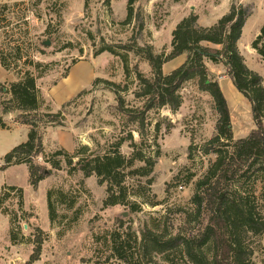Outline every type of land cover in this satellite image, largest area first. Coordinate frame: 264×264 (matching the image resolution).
I'll return each instance as SVG.
<instances>
[{"label": "rangeland", "instance_id": "1", "mask_svg": "<svg viewBox=\"0 0 264 264\" xmlns=\"http://www.w3.org/2000/svg\"><path fill=\"white\" fill-rule=\"evenodd\" d=\"M218 2L135 0L131 20L126 23L128 0H0V6H9L12 21L8 33L0 32V50L9 53L8 48L19 43L23 50L27 45L37 47L34 60L49 66V71L36 80L43 99L40 111L62 112L61 125L43 130L44 157L37 158L36 163L44 166L48 175L37 189L29 186L25 165L0 171V264H27L38 230L42 231L43 244L33 264H116L109 256L113 233L139 239L144 228L171 234L182 228L184 216L180 210L192 209L194 183L214 159L201 156L197 149L192 159L188 157L191 144L199 148L215 134L217 115L212 99L196 82L185 83L179 92L180 108L174 113L167 107L145 113L140 138L137 125L130 124L118 111V101L123 100L127 109H143L144 101L135 97L140 89L135 68L145 78L151 76V69L134 51L119 47L137 46L155 55L168 54L171 29L179 17L195 11L203 14ZM233 2L249 12L239 53L246 67L261 77L264 87V61L250 47L264 22V0ZM21 17L26 18L27 26L18 28L15 24ZM105 47L115 54L100 53ZM124 54L128 72L121 57ZM14 57L9 56L11 60ZM184 60L169 63L162 72L168 74ZM212 69L227 101L233 135L236 139L244 137L255 128L250 105L233 88L223 67ZM19 80V75L0 65L1 84ZM224 85L231 92L227 93ZM19 114L12 111L3 117L7 129L0 131V165L7 152L26 141L29 128L15 122ZM128 132L136 144H141L144 155L155 161L148 177L125 179L126 201L135 204L136 212L131 206H104L106 184L99 185L95 175L85 178L75 166L77 159L68 165L61 156L51 158L59 150L72 154L81 146L88 148L86 154L103 155ZM131 151L129 142L120 148L126 157ZM54 159L60 160L59 170L44 162ZM139 166L143 163L135 164ZM259 188L254 187L256 195ZM19 189L22 207L18 206ZM48 201L54 211L52 220ZM261 205L264 207V203ZM244 240L252 251V263L264 264V235L247 234ZM157 263L165 264L159 258Z\"/></svg>", "mask_w": 264, "mask_h": 264}, {"label": "trees", "instance_id": "2", "mask_svg": "<svg viewBox=\"0 0 264 264\" xmlns=\"http://www.w3.org/2000/svg\"><path fill=\"white\" fill-rule=\"evenodd\" d=\"M134 2L128 0L126 23L131 20ZM8 11V5L0 6V32L3 34L8 33L12 25ZM248 16L249 12L243 6L233 3L228 13L213 26L203 28L197 25V16L190 14L180 20L172 31L168 54L155 55L137 46L119 47L126 52L134 51L151 69V76L145 78L135 68L140 87L135 97L144 101L143 109H127L123 100L118 101V111L130 124L137 125L136 132L140 138L145 113L164 107L172 113L176 112L182 103L179 92L185 83L191 81L196 82L200 91L212 99L217 121L211 139L199 148H194L192 144L188 147L189 159H192L196 149L201 156H213L214 159L194 183L190 197L192 209L189 212L180 210L184 216L182 228L174 234L144 228L139 239L130 234L124 237L120 233H113L109 256L116 264H158V258L165 264H253L252 251L244 238L247 234L264 235V207L261 205L264 203V87L261 77L246 67L237 48ZM17 22L15 25L18 28L27 26L25 17ZM23 33L27 36L28 28ZM204 43L218 46L219 49L204 46ZM21 46L22 43H19L8 48L9 53L0 50L1 67L20 78L15 84L6 86L0 83V131L7 129L3 117L12 111L20 112L15 122L28 126L29 131L25 142L2 157L0 171L25 165L28 184L32 189H37L48 175V170L36 163L37 158L44 157L43 130L48 126L61 125L62 112L40 111L43 99L36 80L49 71V66L34 60L33 54L39 50L37 47L27 45L23 50ZM250 46L264 61V22ZM99 52L115 54L108 47ZM12 55L15 57L11 60L9 56ZM179 56L185 57L184 62L164 74L163 65ZM121 57L128 72L126 54ZM205 62L222 66L232 86L249 103L255 128L245 137H234L227 101ZM125 142H129L132 150L128 157L120 152ZM87 152L88 148L81 146L72 154L59 150L51 158L61 156L68 165L77 159L75 166L85 178L95 175L99 185L106 184L104 206H131L132 211L136 212L135 204L126 201L128 190L125 179L127 176L148 177L154 167V159L144 155L141 144L134 142L131 132L103 155ZM44 162L50 164L52 169H60L59 159ZM136 163H143V166L135 167ZM255 186L260 187L258 195L254 192ZM18 192V206L22 207V190ZM48 211L52 220L54 211L49 201ZM37 232L39 234L35 236L33 252L27 264L38 261L41 253L42 231Z\"/></svg>", "mask_w": 264, "mask_h": 264}, {"label": "crops", "instance_id": "3", "mask_svg": "<svg viewBox=\"0 0 264 264\" xmlns=\"http://www.w3.org/2000/svg\"><path fill=\"white\" fill-rule=\"evenodd\" d=\"M235 2H233V0H219L218 3H216L215 5H209V8L207 9L208 11L207 12H203V14H198L196 11L195 12H192L194 15L197 16V25L199 27H203V28H208V27H211L213 26L222 16H224L225 14L228 13L229 11V8L231 6V4H233ZM191 9V8H190ZM191 12H188V13H183L180 17H179V20L175 23V25L173 26V28L171 29V31L174 30L175 26L177 25V23L182 20L183 18L187 17ZM247 20L243 26V29H242V33H241V37L239 39V41L237 42V48H238V51H240V44H241V41L244 37V33H245V30L247 28ZM263 24V22H262ZM261 25V24H260ZM262 26V25H261ZM260 26V28H261ZM260 28H258L256 30V33L255 35L252 37V40L250 41V45L252 43V41L259 35V31H260ZM172 33V32H171ZM204 46H208L210 48H216V49H219L218 46H214V45H211V44H208V43H204L203 44ZM251 47V46H250ZM252 49V48H251ZM253 50V49H252ZM255 51V50H254ZM184 56H179L177 57L176 59L172 60L171 62L173 61H176L178 59H181L183 58ZM171 62H168L166 64L163 65V67H165L166 65H168L169 63ZM180 66V65H179ZM205 66L208 68V71L211 73L213 72L214 69L212 68H215V70H218V66H215L213 64H211L210 62H205ZM162 67V68H163ZM222 67V66H221ZM217 68V69H216ZM174 70V69H173ZM170 73V72H169ZM232 85V84H231ZM225 86V85H224ZM226 90H227V93L228 92H231V88L229 86H225ZM234 88V87H233ZM235 89V88H234ZM245 137V136H244ZM243 138V137H241Z\"/></svg>", "mask_w": 264, "mask_h": 264}]
</instances>
